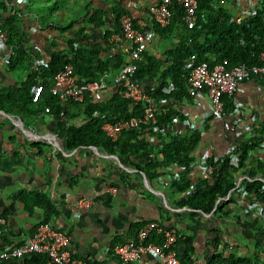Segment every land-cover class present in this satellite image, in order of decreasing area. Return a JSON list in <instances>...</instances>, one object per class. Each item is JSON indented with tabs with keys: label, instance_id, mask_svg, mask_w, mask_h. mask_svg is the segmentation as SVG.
<instances>
[{
	"label": "crops",
	"instance_id": "crops-1",
	"mask_svg": "<svg viewBox=\"0 0 264 264\" xmlns=\"http://www.w3.org/2000/svg\"><path fill=\"white\" fill-rule=\"evenodd\" d=\"M160 0H0V18L10 64L0 57V93L3 90L29 86L33 91L38 83L32 82L33 72L49 62L53 53L67 54L69 43L91 48L100 45L102 59L119 53L128 59L125 42L115 48L108 40L116 32L114 21L117 6L125 9L141 29L153 27L148 7ZM260 0H221L220 5L234 18L240 19L249 11L248 6L259 5ZM87 7L104 12V28H96L88 21ZM13 30L12 36H9ZM110 30L108 40L104 34ZM16 31V32H15ZM156 34V33H155ZM21 39V41H20ZM170 35L157 34L145 50L151 56L163 58L167 50L175 48ZM108 78V75L105 76ZM111 79V78H110ZM111 81L105 92L109 97ZM156 85L146 79L141 86L148 90ZM25 92V88H23ZM240 109L241 127L235 123L237 112L218 118L205 119V129L199 146L193 152L190 166L193 181L208 178L210 168L200 162L204 155H225L231 145L236 147L249 140L252 128L264 120V83L256 77L245 80L234 95ZM172 102V101H171ZM18 107L7 105L0 109V215L5 218L4 233L8 242L0 245L19 244L30 237L38 223L45 219L37 207L27 209L20 199L23 192H42L52 202L56 214L49 222L69 235V248L73 255L91 262L116 264L108 249L119 241L133 237L132 233L145 223L155 221L174 228L179 240L178 255H186L189 264H222L211 261L217 255L225 258H242L239 264H264V204L255 202L239 192L237 185L216 204L230 217L219 218L201 209L188 207L186 194L171 189L169 181L180 175L176 165L158 170V179L150 181L131 162L92 146L65 150L63 138L58 135L59 125H79L84 122L80 106H70L61 120L52 112H25L21 102ZM180 120L174 121L167 132L188 133L183 120L203 119L209 113L206 96L188 103L173 104ZM252 155L257 159L259 151ZM157 154H144L131 158L141 166L156 160ZM260 174H258L259 176ZM242 175H239V178ZM263 176V175H261ZM264 177V176H263ZM92 201L88 209L79 208L77 201ZM136 232V231H135ZM131 264H164L151 254L143 255ZM224 264V262H223Z\"/></svg>",
	"mask_w": 264,
	"mask_h": 264
},
{
	"label": "trees",
	"instance_id": "trees-1",
	"mask_svg": "<svg viewBox=\"0 0 264 264\" xmlns=\"http://www.w3.org/2000/svg\"><path fill=\"white\" fill-rule=\"evenodd\" d=\"M197 2L198 19L193 28H188L185 25L182 19L183 9L175 1L171 6L172 17L169 25L161 27L158 24H153L152 28L159 37L165 38L168 35L172 37L176 43L175 48L167 50L163 58L151 56L144 50L141 59L135 61V77L140 81L154 79L156 85L151 95L157 102L164 101L158 106L154 125H141L134 130H124L115 140L104 133L101 128L104 122L113 123L119 119L142 114V104L140 102L133 103L123 97L119 86H111L110 95L107 98L103 97V99L97 100L86 96L80 103L71 100L63 102L49 92L54 75L65 64H71L74 74L78 77H84L87 80L104 79L109 83L125 61L119 53L102 59L100 45H93L91 48H75L72 43H69L66 55L59 52L53 53L49 62L34 71L33 77H31L34 79L32 82L43 86L39 99L32 101V95L28 92L29 86L10 88L0 93V109L9 110L7 105L12 104L14 108H17L18 105L15 102L18 101L27 105L25 106L26 113L37 112L39 109L45 112V107H49V113L53 111L54 118L61 120L64 112H68L70 106L76 104L83 108L82 113L85 118L84 122L79 125H66L65 122H61L59 125L58 135L64 140L65 150L94 146L109 154L122 157L125 163L131 162L150 181L159 178L158 170L176 165L181 169L180 175L178 179H170L171 189L183 194L191 191L186 194V197L183 195L188 207L198 208L209 213L216 205L212 215L221 219L230 217V215L221 211L222 208L216 204V200L225 197L235 188L239 175H247L250 178L244 179L239 185L244 190L246 197L256 196L264 200V183L256 178L258 174L264 176V161L252 155L264 136V120L254 125L252 136L248 141L237 146V166L230 163L229 155L221 156L217 162H213L210 157L207 161V166L210 168L209 179L204 178L198 181H193L188 173L193 161L192 154L201 143L202 132L206 128L205 122L201 129L192 133L172 134L166 131L173 123V117L180 114L175 110L173 104L188 103L193 100V96L187 90V76L190 71L189 57L191 55L195 56L196 63L207 61L209 65H213L217 61L226 59L229 67L238 64L251 67L260 64L258 55L264 48V0H260L259 5L254 6L252 11L239 20L220 5L221 0H197ZM86 9L91 11L87 14L88 21L96 28H104L106 24L104 12L99 9L90 10L89 7ZM123 14L129 13L117 6L114 15L117 32L119 31V19ZM133 23L136 26L134 18ZM110 33V30L105 31V41L108 40ZM9 34L12 36L13 30ZM106 75L108 78L105 77ZM257 79L264 83V77ZM167 83L173 85L170 93L163 92V87ZM23 88H25V92H23ZM222 100L227 113L233 112L235 109L233 99L224 95ZM153 128L159 129L154 131ZM148 136H154L155 141H149ZM144 154H157L159 157L147 165L141 166L134 159L142 158ZM192 183L195 185L193 189L190 187ZM20 199L27 209L40 208L45 214L43 220L45 222L49 221L51 215L56 214L51 200L40 191L23 192ZM135 231L132 235L135 234ZM0 240L8 242L4 231L0 233ZM190 240L187 238L183 241L189 252L191 250ZM180 241L181 239L177 244ZM179 258L184 264H189L186 255H181ZM219 260L222 264L223 262L224 264H239L238 262L244 259L234 256L225 258L223 255H217L211 261ZM46 261V255L33 253L22 258L9 259L0 264H46ZM87 262L88 264H103L89 260Z\"/></svg>",
	"mask_w": 264,
	"mask_h": 264
},
{
	"label": "built area",
	"instance_id": "built-area-1",
	"mask_svg": "<svg viewBox=\"0 0 264 264\" xmlns=\"http://www.w3.org/2000/svg\"><path fill=\"white\" fill-rule=\"evenodd\" d=\"M173 1L183 9L182 19L188 28H193L197 23V0H160L149 5L148 13L152 24H158L161 27L169 25L172 17L171 6ZM254 5L248 6V11H252ZM2 19L0 18V57L3 63L8 64L11 61V53L7 50L8 46L5 41L4 31L1 27ZM156 34L151 27L150 29H141L133 23V17L129 14H123L119 19V31L112 33L109 42L118 48L121 42H125L128 59L120 66L119 70L111 79L112 86H119L122 90L123 97L133 103L142 104V114L140 116L119 119L116 122H104L101 126L104 133L115 140L124 130H134L141 125H154L157 119L158 106L164 101H155L151 95L154 87L145 90L141 86L140 80L135 77V61L141 59L142 52L146 50ZM260 64L248 67L245 64H238L229 67L228 61L222 59L209 65L207 61L196 63L195 56L189 57L190 71L187 76V90L193 96V99L206 96L209 101V113L200 120L188 119L183 120L187 127L188 133H192L202 128L205 119L210 117L222 118L229 113L224 108L222 97L224 95L232 98L234 101V111L237 112L235 123L241 127L240 119L242 113L240 109L244 106L241 103H235L234 95L240 89V85L250 77L256 76L261 79L264 77V48L258 55ZM108 89V83L104 80H87L84 77H78L74 74L73 66L65 64L53 77L49 92L56 95L59 100L65 102L71 100L80 103L86 96L93 99H103ZM173 89L172 83H167L163 87L164 93H170ZM43 91L41 84L37 85L33 91L32 101H37ZM45 112H49V107H45ZM231 112V113H233ZM180 120L179 115L173 117V122ZM262 122V121H261ZM173 124V123H172ZM171 126V125H170ZM169 126V127H170ZM168 127V128H169ZM159 128H153L154 131ZM161 129V128H160ZM162 130V129H161ZM167 130V129H166ZM165 131V130H164ZM180 134V132H177ZM149 141L154 142V136H148ZM237 147L231 145L226 155L230 156V163L238 165ZM255 150L259 151L258 159L264 161V136L258 143ZM254 150V151H255ZM212 157L213 162L219 161L221 155L208 156L204 155L200 162L207 169L208 159ZM192 170L188 176L191 177ZM179 178V175L176 179ZM256 178L264 183V177L259 175ZM250 179L247 175L238 177L236 187L240 193L246 195L241 181ZM191 184V189L194 188ZM191 191H187L188 194ZM255 202L264 204V200L253 196ZM79 208L88 209L92 201L87 198H81L77 201ZM6 221L0 215V233L4 231ZM179 235L174 228L165 227L155 221L145 223L136 230L133 237L122 242H118L108 249V252L115 258L116 264H131L139 260L143 255L151 254L164 264H184L177 252V242ZM69 235L59 228L53 226L49 221L38 223L33 234L19 244L0 245V263L13 258H22L33 253L47 256L46 264H88L87 260L72 254L69 248Z\"/></svg>",
	"mask_w": 264,
	"mask_h": 264
},
{
	"label": "water",
	"instance_id": "water-1",
	"mask_svg": "<svg viewBox=\"0 0 264 264\" xmlns=\"http://www.w3.org/2000/svg\"><path fill=\"white\" fill-rule=\"evenodd\" d=\"M94 149H95V147L94 146H92Z\"/></svg>",
	"mask_w": 264,
	"mask_h": 264
}]
</instances>
